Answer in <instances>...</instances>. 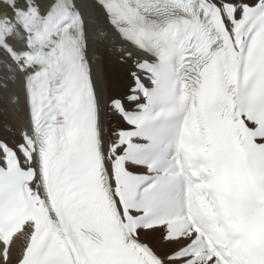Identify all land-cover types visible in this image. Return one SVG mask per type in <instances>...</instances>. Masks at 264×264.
Returning a JSON list of instances; mask_svg holds the SVG:
<instances>
[{"label": "snow or ice", "instance_id": "obj_1", "mask_svg": "<svg viewBox=\"0 0 264 264\" xmlns=\"http://www.w3.org/2000/svg\"><path fill=\"white\" fill-rule=\"evenodd\" d=\"M0 264H264V0H0Z\"/></svg>", "mask_w": 264, "mask_h": 264}]
</instances>
